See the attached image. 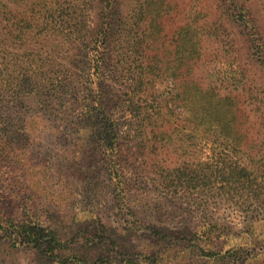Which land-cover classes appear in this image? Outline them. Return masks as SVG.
<instances>
[{
  "label": "rangeland",
  "instance_id": "1",
  "mask_svg": "<svg viewBox=\"0 0 264 264\" xmlns=\"http://www.w3.org/2000/svg\"><path fill=\"white\" fill-rule=\"evenodd\" d=\"M252 1L264 28V0ZM156 4L168 19L152 23L162 37L177 29L211 37L202 52L210 60L200 62L187 84L189 102L175 98L167 77L158 83L161 95L172 101L166 108L170 129L149 144L158 153L155 163L161 169L167 157L175 165L199 163L207 169L244 162L264 171V52L258 59L248 44L247 50L238 26L214 23L228 17L216 0ZM235 66L240 76L231 70ZM208 104L212 112L204 117L200 108ZM31 106L13 125L5 123L10 130L0 129V207L6 213L34 209L44 222L57 220L72 232L90 230L97 262L118 249L116 259L129 264H264V175H238L235 182V175H164L162 170L134 175L131 158L123 162L129 174L106 175L96 147L81 151L78 130L58 133L48 116L39 118ZM2 111L0 121L13 118L11 110ZM211 117L220 126L208 124ZM194 178L204 181V189L182 193L180 185ZM30 197H38V205ZM154 250L158 254L150 256ZM51 254L0 243V264H61Z\"/></svg>",
  "mask_w": 264,
  "mask_h": 264
},
{
  "label": "trees",
  "instance_id": "2",
  "mask_svg": "<svg viewBox=\"0 0 264 264\" xmlns=\"http://www.w3.org/2000/svg\"><path fill=\"white\" fill-rule=\"evenodd\" d=\"M157 1L0 0V110H11L9 115H13L0 121V129L10 130L7 126L20 120L32 105L36 116H48L58 133L78 130L81 151L96 147L106 175L129 174L123 162L130 158L133 168L129 170L134 175H160L159 170L164 175H235L234 182L240 179L238 175H264L244 162L224 167L213 164L207 169L199 163L175 165L167 157L162 158L165 167L162 163L160 169L155 163L158 153L149 144L170 129L166 108L172 101L161 95L158 83L167 77L175 98L189 102L187 84L200 62L210 60L202 52L211 37L195 29L191 34L177 29L162 37L152 23L158 19L161 25L168 19ZM216 1L228 17L214 23L238 26L245 33L246 49L248 44L261 59L264 28L255 2ZM193 19L196 27L200 25L198 12ZM231 70L240 76L237 66ZM221 100L217 98V103ZM200 111L204 117L211 115L212 106L202 105ZM219 122L211 117L208 124L220 126ZM187 183L180 185L182 193L204 189V181L198 178ZM39 200L29 199L36 205ZM33 210L8 214L0 207V243L51 251L61 264H129L116 259L118 249L97 262L92 253L95 244L88 239L90 230L72 232L57 220L44 222Z\"/></svg>",
  "mask_w": 264,
  "mask_h": 264
}]
</instances>
